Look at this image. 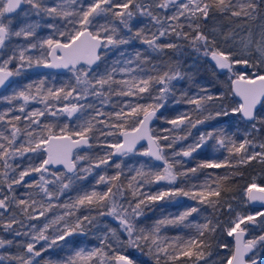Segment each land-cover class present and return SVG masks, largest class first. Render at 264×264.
<instances>
[{"label": "snow or ice", "instance_id": "snow-or-ice-1", "mask_svg": "<svg viewBox=\"0 0 264 264\" xmlns=\"http://www.w3.org/2000/svg\"><path fill=\"white\" fill-rule=\"evenodd\" d=\"M23 4L30 5L37 16L44 14L47 17L60 18L72 25V28L68 31H59L55 29V25H49L58 31L61 37L66 36L67 42L61 43L49 37L42 42L16 49L8 59L0 63V88L4 87L11 77L19 76L22 69L34 65L50 69H67L73 74L75 83L59 88L46 86V81L43 79L29 83L23 90L6 98L9 104L16 100L23 103L18 108L0 113V125L4 126L0 128V227L4 231L13 232L15 236H30L31 240L23 245L27 255H16L9 259L16 264H33L34 258L40 257L43 251L53 246H60V242H66L76 233L84 234L86 225H91L95 217L77 216L76 213L81 208H87L89 211L95 210L98 216H111L116 219L127 240H121L117 230L110 229L108 234L100 238L101 246L87 251L80 248L63 260L56 262L46 260L44 264H132L127 256L116 250L117 246H123L125 243L146 249L156 264H161V260L164 264H168L169 261L174 262L183 257L189 260L195 258L196 261L206 260L211 255L209 249L212 244L203 238L206 233L211 237L217 229V225L211 220L196 225L198 235L195 237H177L170 240L161 235L165 227L184 224L188 217L200 211L198 207H189L174 217L161 218L151 227H139L137 221L144 214L142 206L170 197L185 196L201 205L207 204L212 208H216L217 205L223 207L222 192L227 191L224 182L229 176L217 177L210 182L205 181L202 185H193L187 190L176 187L160 190L152 195L145 193L143 187L161 182L173 185L180 176L187 177L189 172L196 173L198 169L236 168L257 160L258 157L260 162L264 163V142L256 144L248 138L237 142L234 137L226 135L222 130L218 133L202 134L198 141L173 152L172 156L192 157L193 153L215 137L216 144L228 152L229 158L235 156L237 159L231 161L225 158L222 161L201 162L195 168L177 171L176 165L183 164L184 161L170 160L166 149L173 148L177 140L187 139L191 135L192 128L215 117L227 116L229 110L221 107L213 116L208 112L207 104L217 98L202 89L205 95L190 97L187 100V103L196 106L192 114L182 113L166 121L173 128L164 129L165 132L183 128L184 136L154 134L151 127L152 120L164 107L168 95L173 92L172 82L184 78L179 66L169 63L165 65L166 70L162 73L157 71L156 75L139 76L132 75L136 72L135 68L118 69L115 65L110 70L106 68L103 74H93L95 73L93 65L99 67L98 62L102 59L101 49L128 44L134 39L147 45L152 52L180 50L181 46L178 43H159L161 38L170 35L188 41L197 52L203 50V55L215 61L218 68L226 69L230 73L233 72L236 64L253 68L264 65V22L258 25L256 32H253L251 27L252 22L264 19L261 17L264 0H152L150 3H145L144 0H122L120 3L114 0H92L87 6L78 0H59V3L53 6L45 4L44 0H0V49L4 48L5 42L13 36L30 40L36 35V29L39 27L36 23L26 22L19 30L11 29L13 20L12 17H6V14L15 13ZM115 9L121 10L115 11ZM169 9H174L170 15H161L157 11L162 10L167 13ZM109 13L131 33L128 38L120 37L119 29L114 25L109 27L108 24L96 23L97 17H107ZM210 13H220L230 20L236 18L237 26L243 25L246 28L245 34L238 39L233 35V31H229L224 36V40H232L236 44L237 52H225L218 48L215 37L201 30V21L207 20ZM137 14L149 17L155 31L147 33L144 29L133 31L130 22ZM24 15L28 16L29 13L24 12ZM109 23L113 22L109 21ZM185 27L188 31H185ZM37 48H47V54L38 57L26 54ZM236 56H254L256 59L255 61L236 59ZM14 60H18L19 64L15 70H11L9 65ZM134 62H139L137 64L139 67L140 64L147 62V58L137 52L134 60L129 59L126 63L130 65ZM140 70L144 71L143 68ZM151 70H156V66L152 65ZM118 71L128 78L115 79ZM234 75H236L235 94L241 97L243 102L231 109V112L239 113L247 121H256V106L264 100V74L254 75L252 78H246L241 74ZM89 96L95 97L100 105L105 106L111 104L112 96L133 97L136 100L124 102L118 111L106 112L103 107L95 104L79 103L81 100H88ZM70 98L76 102L57 106ZM30 103L44 107L27 111ZM112 107L115 108L116 105L112 104ZM89 109L92 110V114L84 115ZM12 111H18L23 115L12 116ZM77 113H81L82 118H78L76 127L71 131L65 124L57 132L55 124L43 122L42 119L46 115L53 117L66 115L71 118ZM131 118H135L133 127L131 130H126L125 125ZM251 127L256 132L260 131L256 123ZM248 135L250 136L251 133ZM113 136L122 139L101 141V137ZM140 141H147L148 147L138 154L161 161L162 170L148 161L140 164L136 169H129L134 175L130 179L121 181L124 173L122 162H118L113 165L118 170L115 174L109 176L105 173L98 176L97 184L107 185L105 190L81 191L74 198L70 197L68 202L60 201V197L66 191H71L76 181L86 179L93 169L112 164L113 156L123 157L136 153V145ZM162 141L169 143L164 144ZM249 146L253 149L259 147L261 151L249 152L247 150ZM94 147H102L105 151L103 154L95 155L75 153L76 149ZM29 153L34 154L33 159L38 160V163L30 162L26 168L17 171L19 165L14 164L13 161ZM81 161H87L88 166L84 167L81 164L78 170L77 165ZM51 166H63L65 171H53ZM68 173L72 175L69 176ZM33 174L39 175L38 180L26 182L25 178ZM15 186H23L33 191L24 194L27 198H21L16 195ZM246 193L249 201H264V187L253 183L248 186ZM57 207L65 210L63 215L47 219L46 214ZM227 207L231 210L230 205ZM258 215L264 216V211L259 212ZM42 217L46 218V222L38 231L35 225L25 223V221H38ZM70 217L75 219H69ZM256 218L255 215L238 214L236 219L231 221L226 233L227 236L234 238V246L223 264H261L257 254L264 250V235L245 239L248 229L241 227L248 223L254 224ZM17 225L19 228L16 227ZM25 227H31V233L20 230ZM50 228H54V234L47 235ZM39 241L48 243L44 248L37 250L36 243ZM12 244L11 240L0 239V248ZM64 247H67V243ZM220 247L228 248V245L222 244ZM3 259L5 257L0 256V260Z\"/></svg>", "mask_w": 264, "mask_h": 264}, {"label": "trees", "instance_id": "trees-1", "mask_svg": "<svg viewBox=\"0 0 264 264\" xmlns=\"http://www.w3.org/2000/svg\"><path fill=\"white\" fill-rule=\"evenodd\" d=\"M116 3L122 2V0H114ZM145 3H150L149 0H144ZM44 3L53 6L56 3H59V0H44ZM121 10V9H119ZM118 11V9H115ZM24 12H28L29 15L25 16ZM261 17L264 18V9L261 10ZM102 21L105 24H108L109 27L113 25L119 29V36L123 38H128L131 33L124 29L119 21L111 15L108 14L107 17L101 16ZM11 29L13 31L19 30L20 27H23L27 23H36L39 27L36 29V35L30 40H26L23 37L13 36L9 42V48L0 49V56L3 54L12 55L13 52L18 49L25 47L31 43L42 42L43 40L51 37L54 40L60 42H67V37H61L59 31H68L72 28V25H69L67 21L60 18H51L47 17L44 14L39 16L35 15V10L31 8L30 5L24 4V7L19 10L16 15L12 17ZM109 21L113 23H109ZM205 23L213 25V23H220L222 26L235 25L237 27L236 18L227 19L225 16L220 13H210L209 18L204 20ZM261 20L251 23L252 29H254ZM133 31L144 29L145 32L155 31L149 17L140 16L137 14L132 21L130 22ZM49 25H55V29L49 27ZM185 31L188 29L185 27ZM174 42L180 44V50H165L164 53L152 52L147 45L140 42L138 39L132 40L128 44L120 45L118 47H109L108 49H102L101 56L102 59L99 62V67L95 66V73L93 74H103L105 69H111L115 65L118 69L122 67L135 68L136 72H133L132 75L146 76V75H156L157 71L162 73L166 70L165 65L171 63L173 65H178L182 73H184V78L180 80H175L172 82L173 92L168 95L167 100L164 104V107L157 112L156 118L152 124L154 134L158 135H170L174 137L184 136L185 132L183 128H179L173 132H165L164 129H172L173 126L168 124L166 121L173 119L179 116L182 113L192 114L195 110V105L187 103L188 98L205 95V92H202V89L207 91V94L216 97L208 102L207 108L208 112H211L215 116V112L220 110L221 107L231 111L229 103L233 101L231 96V91L229 89V83L224 78L222 71H219L217 68L212 67V62L210 57L203 55V50L201 52L195 51L188 41L178 39L174 35L166 36L161 38L159 43H168ZM11 46V47H10ZM34 51L35 56L38 57L41 54H47V48L44 49H32L27 55L31 54ZM140 52L142 57L147 58V62L140 64L137 67L139 62H134L133 64H127V60L135 58V54ZM19 61L14 60L9 68L15 70L18 67ZM152 65L156 66V70H151ZM143 68L144 71L140 69ZM128 76L124 75L122 72H117L115 74V79H127ZM46 81V86H52L59 88L65 85H73L75 83L73 74L70 71L65 73H55V72H39L35 70V65L31 68H25L21 70L19 76H13V80L10 85L0 92V113L7 112L9 109L18 108L22 101L16 100L13 103L9 104L7 97L12 96L14 93L23 90L25 86L29 83L38 82L40 80ZM159 87V86H157ZM147 96V94H144ZM136 98L133 97H117L112 96L111 104L109 105H100L99 100L95 97L89 96L88 100H81L79 103L88 104L92 103L97 106L103 107L106 112H115L118 111L124 102L132 101L135 102ZM76 101L71 98L68 101H62L57 106H63L67 103H74ZM141 103L145 101H140ZM112 104H115L116 107H112ZM43 105L30 103L27 106V111H32L37 108L43 109ZM55 110V109H54ZM205 113V115L208 114ZM92 110L89 109L84 115H91ZM12 116L23 115L18 111H12ZM256 121L251 123L244 122L239 113L229 112L227 116L221 115L213 119L205 121L203 124L197 125L195 128L191 129V135L187 139L177 140L175 146L170 149H166L170 160H183V164H177V171H187L190 168H195L201 162H212V161H222L225 158H229L228 152L221 148L215 142V137L210 139L199 148L197 152L193 153L192 157H173L172 153L186 148L189 144H192L198 141L199 136L202 134H207L209 132L218 133L221 130L228 136L234 137L237 142L242 141L245 137L242 134L241 128L247 125L256 123L257 128L260 129L259 132H254V139L257 143L264 142V102L260 106L257 114ZM10 118V117H9ZM78 118H82L81 113H77L71 118H68L66 115H59L56 117L46 115L43 119V122L53 123L56 125V131H59V128L67 124L69 131L76 127L78 123ZM195 118V116L193 117ZM135 118H131L129 122L125 125L126 130H131L133 127ZM23 126V123L21 124ZM3 125H0V128H3ZM121 137H101V141H115ZM19 143V142H18ZM162 143L167 144L169 141H162ZM105 151L102 147H94L92 149L80 148L75 151V153H89V154H103ZM143 149L140 148L136 153L123 156L121 158L112 157V164L108 166H102L101 168L93 169L90 175H87L86 179L78 180L75 182L71 191H66L63 196L60 197L61 202H68L69 198H74L77 194H80L81 191H91L93 189L97 191H103L106 189L107 185L97 184L98 176L102 174H107L109 176L115 174L118 170L113 166L115 163L122 162L123 175L121 176V181L130 179L134 172L129 171V169H136L140 164L150 161L151 165L162 170L163 166L156 164L146 156L139 155L138 152H142ZM74 153V155H75ZM34 154L29 153L23 158H17L13 161L14 164L19 165L17 171L26 168L29 163H38V160L33 159ZM231 161H235L237 157L233 156L229 158ZM83 164L84 167L88 166L87 161H81L78 163L77 168L79 170L80 165ZM56 172H63L61 169H52ZM15 175V173H13ZM71 176L72 174H68ZM84 175V173H81ZM229 176V179L224 182V185L227 188L226 192H222V201L224 205L221 207L217 205L216 208L209 207L207 204H198L196 200H193L189 197L178 196L166 198L163 201H158L156 203L149 202L147 206H142L144 214L138 218L137 224L139 227H151L157 220L169 216H176L186 210L189 207H198L199 212L193 213L192 216L188 217L187 221L184 224L179 226H168L162 229L161 235L168 237L170 240L180 237V238H189L195 237L198 235L196 225H202L207 220H211L214 224L217 225L215 234L211 237L208 234H205L203 239L209 240L212 244L211 255L207 257L206 260L196 261L195 258L189 260L187 257H183L177 261H169L168 264H223V261L230 254V249L233 247L232 238L227 236L226 228L230 226L232 217L235 215L237 208L241 207L242 210L246 212H261L264 210H257L251 208L247 204V193L246 190L249 185L253 183H258L260 186L264 187V163L260 162V158L257 160H252L244 165H239L236 168H219V169H198L196 173H188L187 177L180 176L176 184L169 185L165 182L159 184H150L143 187V191L149 195L155 194L160 190H167L169 188L183 187L186 190L191 188L193 185H202L205 181L215 180L217 177ZM39 175L33 174L32 176L26 177V182H35L38 180ZM51 187V186H50ZM6 191V189H5ZM16 195L21 198H27L25 193L33 191V189H28L23 186H15ZM215 199V198H213ZM231 206V210L227 207ZM62 208H53L50 215L48 213L46 216L50 218L53 214H62L64 213ZM77 216L82 215H91L95 217L91 225H86V231L84 234L76 233L72 237H69L66 242H60V246H53L47 251H43L40 257H36L33 260V264H44L47 261H60L66 258L71 252L78 250L80 248L91 250L94 247H98L100 244L99 233L100 232H109L110 229H116L117 234L120 236L121 240L126 241L127 236L123 233L119 222L111 216H98L95 210L89 211L87 208H81L79 212L76 213ZM43 217L40 219L42 220ZM69 219L74 220L75 217H70ZM40 220L34 221H25L26 225H35L38 227ZM257 225L252 228V234L249 237H259L264 235V216H259L257 219ZM187 225V226H185ZM253 225H250V227ZM19 228V226H16ZM21 231L30 232L32 231L31 227H25L20 229ZM247 237V238H249ZM0 239L11 240L13 241L12 245H6L4 248H0V256L5 257V259L0 260V264H16L15 261L9 259V257L16 255H27L26 250L23 247L24 244L28 243L29 236H15L11 231H4L0 227ZM67 243V247H64ZM222 244H227L228 248L220 247ZM45 245L38 242L36 244V249L40 250L44 248ZM117 252L123 254L130 258L134 264H156L152 256L147 253L146 249L136 248L127 245L126 243L123 246H117ZM257 258L261 260V264H264V250L259 251ZM161 264H164V261L161 260Z\"/></svg>", "mask_w": 264, "mask_h": 264}, {"label": "rangeland", "instance_id": "rangeland-1", "mask_svg": "<svg viewBox=\"0 0 264 264\" xmlns=\"http://www.w3.org/2000/svg\"><path fill=\"white\" fill-rule=\"evenodd\" d=\"M149 1L152 2V0H149ZM78 2H82L85 6H87L88 4H90L92 2V0H78ZM118 11H120V10L118 9ZM157 11H159V13L161 15H170L171 12L174 11V9H169V11L167 13H164L162 10H157ZM261 22H264V19H262ZM96 23L98 25L99 24H105L102 21L101 16L96 18ZM201 24H202L201 30L203 32H205L209 36L215 37V39L217 41V45L216 46L218 48H221L225 52H234L235 53V52L238 51V48H237L236 44H234L232 40H227V41L224 40V36L226 34H228L229 31H233V35L236 36V38L238 39L239 36L245 34L246 28L243 25H240L237 28H235L236 27L235 25L234 26L233 25H228V26H225L224 27L220 23H215V24L213 23V25H209L208 23H205L204 20L201 21ZM258 25L254 29H252L253 32L258 31ZM214 29L216 31H213ZM8 45H9V42H7L5 48H7V47L9 48ZM30 55L34 57L35 56L34 51H32V53ZM9 56L10 55H8V54H3V56H0V63H2L4 60L8 59ZM235 58L236 59H252L253 61H255V59H256V57H254V56L253 57L236 56ZM212 64H213L212 67L213 68H216V65L214 63H212ZM222 74H223L224 78L227 80V82L229 83L228 85H229V89H230V82L233 79L236 78V75H234V74H241V75H245L246 78H252L254 75L264 74V65H259L258 67L253 68V67L245 66L243 64H236L233 67V72L230 73L226 69H223L222 70ZM231 96H232V94H231ZM67 104H70V103H67ZM229 106H230L231 109H233V108L239 106V103L234 99L233 101H231L229 103ZM229 112H231V111H229ZM251 125L252 124L247 125L245 127H242L241 128L242 134L244 135L245 138H248L250 140H253L256 144H259V143H257L255 141V139L253 137L254 132H253V129H252ZM248 133H251V135L249 136ZM247 150L249 152H251V151L259 152V151H261V149L259 147H255L253 149L251 146H249ZM143 151H145V150L143 149ZM255 184L258 185V186H260L258 183H255ZM260 187H262V186H260ZM50 213H51V211L48 213V215H50ZM258 213L259 212H246L245 210H242L241 207H239V208H237L235 215L232 217V221L236 219V217H237L238 214L241 215V216L255 215L258 218L259 217ZM57 215H62V214H57L56 213V214H53V216L51 218L49 216H46V218L47 219H54L55 216H57ZM46 218H43L42 220H40V223L38 224V227L36 228L37 231L43 227L44 223L46 222ZM250 225H253V226L250 227ZM256 225H257V221L254 224L253 223H248V224H245V225H241V227H244V228H247L248 229V233H247L246 239H248L247 237H249L252 234V228H254ZM46 234L47 235L54 234V228H50L49 231H48V233H46ZM106 234H108V233L107 232H100L99 233V238L103 237ZM28 242H31L30 236H29ZM39 242H41V244H43V245H46L48 243L47 241H39ZM99 246H101V239H100ZM128 259L131 260L130 258H128Z\"/></svg>", "mask_w": 264, "mask_h": 264}, {"label": "water", "instance_id": "water-1", "mask_svg": "<svg viewBox=\"0 0 264 264\" xmlns=\"http://www.w3.org/2000/svg\"><path fill=\"white\" fill-rule=\"evenodd\" d=\"M23 7H24V4H23V5L21 6V8L18 9L15 13L6 14V17H13V16L16 15V13H17L19 10H21ZM61 43H64V42H61ZM101 52H102V49H101ZM101 52H100V54H101ZM49 58H50V57H49ZM210 60H211V58H210ZM99 62H100V61H99ZM99 62H98V64H99ZM211 62L215 64V61L211 60ZM215 65H216V64H215ZM95 66H96V65H93V68H94ZM216 68H217L219 71H222V70H223V69L218 68L217 66H216ZM35 70H36V71H39V72H55V73H59V74H61V73H65V72L68 71L67 69H50V68H45V67H43V66H40V67L35 66ZM235 79H236V78H235ZM235 79H233V80L230 82V91H231V94H232L233 98H234L239 104H241V103L243 102L242 99H241V97H239L238 95L235 94V87H234V80H235ZM12 80H13V77H11V78L9 79L8 82H6V84H5L4 87L0 88V92H1L2 90H4L5 88H7V87L10 85V83L12 82ZM263 102H264V100H261L260 103L257 104L256 109H255V114H257V112H258V110H259V108H260V106L262 105ZM156 115H157V114H156ZM239 115H240V114H239ZM240 117H241V119H242L244 122H246V123H251V122H253V121H247V120L243 119L241 115H240ZM154 120H155V118L152 120V124H153ZM152 124H151V127H152ZM120 139H122V137H121ZM147 147H148V145H147V141H140V142L136 145V149H137V150L140 149V148H143L144 150H147ZM76 150H77V149H76ZM76 150H75V151H76ZM113 157H114V158H121V156H113ZM148 158H149L150 160H152L150 157H148ZM152 161L155 162V163L158 164V165L163 166V164H162L161 161H155V160H152ZM51 167H52V169H55V170H56V169H61V170L65 171L64 168H63V166H51ZM68 174H71V173H68ZM247 204H248L251 208H253V209L264 210V201H259V200H257V201H249L248 198H247ZM231 238H232L233 246H234V238H233V237H231ZM245 239H246V237H245ZM246 259H247V257H246ZM130 261H131V260H130ZM131 262H132V264H134L133 261H131Z\"/></svg>", "mask_w": 264, "mask_h": 264}]
</instances>
